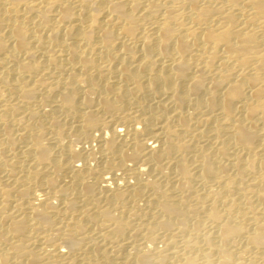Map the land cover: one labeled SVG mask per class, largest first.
Here are the masks:
<instances>
[{"label": "bare ground", "instance_id": "1", "mask_svg": "<svg viewBox=\"0 0 264 264\" xmlns=\"http://www.w3.org/2000/svg\"><path fill=\"white\" fill-rule=\"evenodd\" d=\"M197 259L264 264V0H0V264Z\"/></svg>", "mask_w": 264, "mask_h": 264}, {"label": "rangeland", "instance_id": "2", "mask_svg": "<svg viewBox=\"0 0 264 264\" xmlns=\"http://www.w3.org/2000/svg\"><path fill=\"white\" fill-rule=\"evenodd\" d=\"M118 124V123H117ZM96 133V132H95ZM64 138H66L65 140H64ZM63 139H62V142H64L65 144H70V142L71 141H73L70 137H68V136H66V137H64ZM51 139V140H50ZM71 141H70V140ZM55 140V141H54ZM47 141V142H46ZM44 140V142L46 143V144H48L49 146L51 145V147L53 146H55L54 148H57L58 147V145H57V141H56V139L54 138V137H52V136H50V138L49 139H47V140ZM68 142V143H67ZM74 143V145L76 146V147H78L80 144L79 143H75L74 141L72 142V144ZM56 144V145H55ZM92 144H94L93 145V147L95 148V151H97L98 149L96 148L97 147V145H96V142H93ZM97 153V152H96ZM97 156H99L98 154H97ZM96 163H98L96 160H93L92 161V164H96ZM116 174H117V176L118 177H123V174H124V179L126 178V180L128 179V180H130V178H131V176H130V171L129 172H122V170L121 169H117V172H116ZM107 175V174H106ZM127 177H126V176ZM130 176V177H129ZM125 180V181H126ZM131 180H132V178H131ZM120 182H123V184H125L124 183V181H122V180H120ZM199 220L202 222V223H204L205 221L203 220V218H201V217H199ZM125 242H128L127 240L125 241ZM126 246H127V249L128 248H130L129 247V243H126ZM195 264H201V261L199 260V259H197L196 260V262H195Z\"/></svg>", "mask_w": 264, "mask_h": 264}]
</instances>
